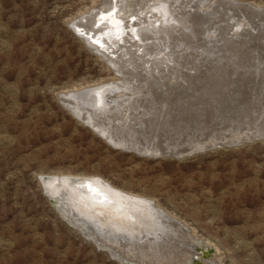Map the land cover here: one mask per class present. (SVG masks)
Masks as SVG:
<instances>
[{
    "label": "rangeland",
    "instance_id": "374dc122",
    "mask_svg": "<svg viewBox=\"0 0 264 264\" xmlns=\"http://www.w3.org/2000/svg\"><path fill=\"white\" fill-rule=\"evenodd\" d=\"M219 1L207 2L220 20L204 26L202 36L214 49L223 43L219 35L212 40L210 32L225 21L230 26L242 21L245 12L238 6L257 7L264 13V0H224L230 1L227 8ZM100 3L0 0V264H122L119 255L111 258L68 224L50 193L46 196L41 176L69 173L100 176L118 188L153 199L202 242L194 264H264V138L232 146L218 141L197 153L178 152L172 146L149 155L134 147L110 145L62 104L63 91L120 76L72 27V21ZM257 20L251 19L256 30L244 25L247 33L233 38L248 40L253 32L264 37V18ZM130 40L124 44L120 38L119 46L126 45L127 51ZM112 49L117 53L110 56L119 59L122 51L114 44ZM257 51L264 56V45ZM219 54L203 59L200 70L217 64ZM169 64L156 68L148 63L149 71L140 68V76L163 88L182 73ZM238 64L256 67L242 60ZM124 70L133 68L127 65ZM183 72L195 74V70Z\"/></svg>",
    "mask_w": 264,
    "mask_h": 264
},
{
    "label": "bare ground",
    "instance_id": "6f19581e",
    "mask_svg": "<svg viewBox=\"0 0 264 264\" xmlns=\"http://www.w3.org/2000/svg\"><path fill=\"white\" fill-rule=\"evenodd\" d=\"M209 1L101 0L100 5L72 21L73 28L83 27L87 35L83 38L92 50L120 76L61 92L68 97L64 102L70 114L110 145L134 147L144 154H158L161 148L169 150L172 146L180 152H198L214 147L218 141L232 145L264 138V56L257 51L264 45V37L253 32L248 40L233 38L245 34L244 25L254 27V18L263 21L264 13L257 7L238 6L242 14L245 12L240 16L242 21L234 20L231 26L225 21L226 25L215 27L218 34L210 32L211 39L219 35L223 43L214 49L205 46L207 43L199 44L206 35L204 26L220 20L213 5H207ZM219 2L225 7L230 1ZM229 31H233L232 36ZM115 38H121L124 44L131 38L127 51L126 45L119 46ZM113 44L122 51L119 59L110 56L117 53ZM130 47L143 48L144 52L139 54L138 49L132 51ZM218 52L217 64H207L210 67L200 70L203 59ZM146 55L151 59L154 56L153 60ZM241 60L256 67L239 65ZM166 62L182 73L175 74L160 89L143 81L140 68L145 69L148 63L158 68ZM178 62L183 67H178ZM186 64L192 66L184 67ZM127 65L133 70H124ZM183 70H195V74ZM47 177L41 182L60 212L123 262L194 264L202 242L153 199L118 188L100 176L69 173ZM89 180L93 188L103 191V197L90 191L85 183ZM74 215L78 217L72 218Z\"/></svg>",
    "mask_w": 264,
    "mask_h": 264
},
{
    "label": "water",
    "instance_id": "95a60500",
    "mask_svg": "<svg viewBox=\"0 0 264 264\" xmlns=\"http://www.w3.org/2000/svg\"><path fill=\"white\" fill-rule=\"evenodd\" d=\"M113 11V10H112ZM111 11V12H112ZM101 17V15L100 16H98L97 18H100ZM98 24V23H97ZM96 24V25H97ZM75 28H76V32L79 34V35H81V36H83V37H87V35L85 34L86 33V31L85 30H83V27H76L75 26ZM89 38H90V36H89ZM116 40H119L120 38H115ZM202 43H207V44H205V46L206 45H210V43H211V41H206V40H204V41H202ZM97 46H101V45H98V44H96ZM91 47V46H90ZM212 47V46H211ZM101 50H102V47H101ZM66 99H68V97L67 96H65V95H60V100L62 101V104L69 110V106L64 102V100H66ZM218 144H227V143H223V142H220V143H218ZM217 145V144H216ZM215 145V146H216ZM230 145V144H229ZM214 146V147H215ZM232 146V145H231ZM122 148V147H121ZM127 149H129V148H127ZM197 153V152H196ZM149 155H152V154H149ZM154 155V154H153ZM155 155H158V154H155ZM41 181L42 182H46L47 180H48V177L47 176H41ZM43 190H44V188H43ZM44 192H45V190H44ZM45 194H46V196H48L49 197V195H48V193L47 192H45ZM50 198V200L54 203V206H55V208L58 210V212L60 213V215L62 216V218L68 223V224H70L71 226H73L74 228H76L79 232H81L82 234H83V236H85L89 241H91V242H93L95 245H96V247H97V249H99V250H105V251H107L108 252V254L110 255V257L111 258H115V259H117L116 257H115V255H113L112 253H111V251H109V249L108 248H105V247H103L101 244H99L98 243V241H96V240H94L91 236H89V235H87V234H85L84 233V231L83 230H81V228L80 227H78V225H76L74 222H72L68 217H66V216H64L61 212H60V210L58 209V207L56 206V203H55V198H52V197H49ZM117 260H119L122 264H127V263H125V262H122L120 259H117Z\"/></svg>",
    "mask_w": 264,
    "mask_h": 264
},
{
    "label": "snow or ice",
    "instance_id": "6c2138e0",
    "mask_svg": "<svg viewBox=\"0 0 264 264\" xmlns=\"http://www.w3.org/2000/svg\"><path fill=\"white\" fill-rule=\"evenodd\" d=\"M102 15H104V14L102 13ZM133 19H135V18L133 17ZM95 43L100 44V41L96 40ZM85 183L89 186L90 191H92L93 193H97L99 196L103 197V191L102 190L92 187L93 181L89 180V181H85ZM106 199L107 198L104 197L105 201H106Z\"/></svg>",
    "mask_w": 264,
    "mask_h": 264
}]
</instances>
